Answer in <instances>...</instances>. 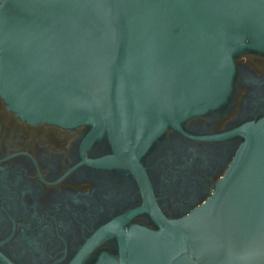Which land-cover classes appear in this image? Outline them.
I'll list each match as a JSON object with an SVG mask.
<instances>
[{
	"label": "water",
	"instance_id": "water-1",
	"mask_svg": "<svg viewBox=\"0 0 264 264\" xmlns=\"http://www.w3.org/2000/svg\"><path fill=\"white\" fill-rule=\"evenodd\" d=\"M264 53V0H2L0 94L22 119L115 148L226 104L234 57ZM213 194L97 264H264V116Z\"/></svg>",
	"mask_w": 264,
	"mask_h": 264
},
{
	"label": "flooded vegetation",
	"instance_id": "flooded-vegetation-1",
	"mask_svg": "<svg viewBox=\"0 0 264 264\" xmlns=\"http://www.w3.org/2000/svg\"><path fill=\"white\" fill-rule=\"evenodd\" d=\"M234 65L226 104L119 149L87 124L26 121L0 94V264L119 260L160 231L158 215L203 205L243 142L226 133L264 116V53L245 50Z\"/></svg>",
	"mask_w": 264,
	"mask_h": 264
}]
</instances>
